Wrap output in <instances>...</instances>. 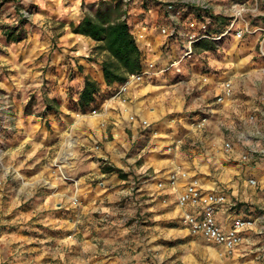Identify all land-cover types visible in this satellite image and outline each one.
Instances as JSON below:
<instances>
[{"label": "clouds", "instance_id": "clouds-1", "mask_svg": "<svg viewBox=\"0 0 264 264\" xmlns=\"http://www.w3.org/2000/svg\"><path fill=\"white\" fill-rule=\"evenodd\" d=\"M102 3L138 71L82 31ZM0 26V264H264V0H0Z\"/></svg>", "mask_w": 264, "mask_h": 264}, {"label": "trees", "instance_id": "trees-1", "mask_svg": "<svg viewBox=\"0 0 264 264\" xmlns=\"http://www.w3.org/2000/svg\"><path fill=\"white\" fill-rule=\"evenodd\" d=\"M101 6L105 11L99 14L100 23L96 24L89 22L88 27L82 29V31L92 35L98 41H104V44H101L97 51L102 52L104 48L107 47L121 65H124L130 71H138L140 67V50L129 26L126 23H116L115 26H113L111 23L113 17L118 18L122 12L118 7L113 8L112 5H105L102 3ZM104 24H108V27H104ZM205 47H212V45L205 42ZM102 67L109 78H115L116 80L124 79L118 71L119 65H117L115 61L109 60L105 62ZM86 79L89 84L87 91L89 93L93 91L98 92L99 88L95 81L89 77H86ZM105 169L110 172L113 171L110 167L105 166Z\"/></svg>", "mask_w": 264, "mask_h": 264}, {"label": "crops", "instance_id": "crops-1", "mask_svg": "<svg viewBox=\"0 0 264 264\" xmlns=\"http://www.w3.org/2000/svg\"><path fill=\"white\" fill-rule=\"evenodd\" d=\"M133 36H134V35H133ZM134 38H135V36H134ZM135 40H136V38H135ZM136 43H137V41H136ZM138 48H139V46H138ZM139 50H140V48H139ZM140 51H141V50H140ZM262 60H263V59L260 58L259 61H262ZM259 61H258V62H259ZM93 62H98V61L94 60ZM81 74L83 75V69H81ZM89 78L91 79V77H89ZM108 139H109V140H115V136L109 134ZM146 147H147V145L145 144V145L143 146V148H146ZM143 148H141V149L137 152V155L140 157L139 160L137 161L138 164L144 162V155H146V154H143ZM105 166H106V167H110V168H112L113 171H115V172L118 173L119 177H120V175L124 174V173L121 172L120 170L115 169L114 166L111 165V164L108 163V162H105ZM120 178H121V179H125L123 176L120 177ZM106 195H107V194H106ZM145 198L147 199V197H145ZM99 199L102 200V199H104V197H100ZM20 211H32V203L29 202V204L23 205L21 209L14 210L10 216L6 217V219H9V220H10V219H13V218L16 216L17 212H20ZM164 211H167V210H164ZM162 223H164V224L172 223L173 226H177V225L175 224L174 221H165V222H162ZM36 227H41V225L37 224ZM11 230L14 231L15 229L13 228V229H11ZM43 231L48 232V233H50L51 235H54V236H56V235H61V234H62V233H59V232L53 231V230H51V229H43ZM33 235H36V234L33 233Z\"/></svg>", "mask_w": 264, "mask_h": 264}, {"label": "rangeland", "instance_id": "rangeland-1", "mask_svg": "<svg viewBox=\"0 0 264 264\" xmlns=\"http://www.w3.org/2000/svg\"><path fill=\"white\" fill-rule=\"evenodd\" d=\"M220 23H221V24H225V23H227V21H226V20H223V21H220ZM0 27L7 28L8 26H0ZM98 52H100V51H98ZM101 53H102V52H101ZM259 60H260V57L257 58V61H259ZM122 176L126 179L125 174L120 175V177H122ZM141 223H145V224H147V223H150V221H147V220H143V219H141ZM167 225H168V226H173L172 223H169V224L167 223ZM175 243H177V242H173V244H172L171 246H174ZM173 259H175V257H173Z\"/></svg>", "mask_w": 264, "mask_h": 264}, {"label": "built area", "instance_id": "built-area-1", "mask_svg": "<svg viewBox=\"0 0 264 264\" xmlns=\"http://www.w3.org/2000/svg\"><path fill=\"white\" fill-rule=\"evenodd\" d=\"M136 38V37H135ZM136 41V40H135ZM141 56H142V52L140 51V64H141ZM261 59L264 60V57H260Z\"/></svg>", "mask_w": 264, "mask_h": 264}]
</instances>
